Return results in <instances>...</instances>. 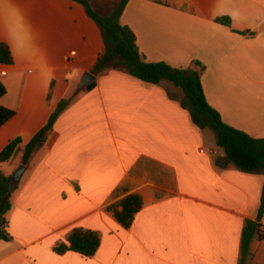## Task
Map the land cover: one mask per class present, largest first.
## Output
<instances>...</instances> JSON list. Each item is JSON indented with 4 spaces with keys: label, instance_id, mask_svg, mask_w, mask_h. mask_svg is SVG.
<instances>
[{
    "label": "crops",
    "instance_id": "0c3cea01",
    "mask_svg": "<svg viewBox=\"0 0 264 264\" xmlns=\"http://www.w3.org/2000/svg\"><path fill=\"white\" fill-rule=\"evenodd\" d=\"M87 1L108 16L120 0ZM224 16L230 26L216 21ZM120 22L146 61H199L210 106L228 125L264 137V0H129ZM101 33L74 0H0V42L13 58L0 63V104L15 111L0 127V150L22 139L1 173H14L24 144L69 99L9 194L11 239H0V264H238L264 172L223 164L224 150L205 143L206 129L169 81L92 73L105 48ZM85 72L95 75L89 89L79 87ZM129 193L143 204L124 228L106 206ZM260 222L264 235V212ZM75 226L99 232L92 257L52 250ZM246 264H264L258 234Z\"/></svg>",
    "mask_w": 264,
    "mask_h": 264
},
{
    "label": "trees",
    "instance_id": "16d2710c",
    "mask_svg": "<svg viewBox=\"0 0 264 264\" xmlns=\"http://www.w3.org/2000/svg\"><path fill=\"white\" fill-rule=\"evenodd\" d=\"M84 5L90 18L96 21L103 33L104 51L92 66L95 75L110 69L124 70L130 75L151 84L169 81L182 91L180 105L187 109L192 121L200 129H211L215 133L216 143L224 150V163L230 162L242 171L264 172V137H252L248 133L225 123L219 112L207 102L204 95L201 71L204 66L197 60V68L174 67L165 61H146L139 51L136 35L127 25L120 22L124 8L129 0H120L114 11L108 16L96 13L87 0H74ZM216 21L230 26L229 17H217ZM12 54L8 45L0 42V63L11 64ZM95 82L87 85L91 88ZM6 93V87L0 80V98ZM69 99H62L48 117L46 123L24 144L21 162L27 164L35 149L45 140L59 113L68 105ZM15 111L0 104V127L14 115ZM22 143L21 137L10 139L0 150V162L9 160ZM8 176L0 172V239L10 240L7 230V211L11 207L9 196H5ZM142 198L137 193H129L106 206L116 221L124 228H129L135 214L141 209ZM264 212V184L261 190L257 220L246 219L241 232V256L238 264H246L249 257L250 242L255 235L264 238L260 233L261 216ZM100 245L98 231L75 226L63 239L55 241L52 250L56 254L74 251L85 257H92Z\"/></svg>",
    "mask_w": 264,
    "mask_h": 264
},
{
    "label": "water",
    "instance_id": "95a60500",
    "mask_svg": "<svg viewBox=\"0 0 264 264\" xmlns=\"http://www.w3.org/2000/svg\"><path fill=\"white\" fill-rule=\"evenodd\" d=\"M94 80H95V75H93L90 72H85L79 82V87L82 88ZM24 168L25 166L23 164L19 165L18 168H16V170L14 171V173L8 178L5 196L8 197L11 191L14 189V187L18 184V181L22 175Z\"/></svg>",
    "mask_w": 264,
    "mask_h": 264
},
{
    "label": "rangeland",
    "instance_id": "374dc122",
    "mask_svg": "<svg viewBox=\"0 0 264 264\" xmlns=\"http://www.w3.org/2000/svg\"><path fill=\"white\" fill-rule=\"evenodd\" d=\"M101 34H102V37H103V33H101ZM66 99H68V98H66ZM205 133L207 134V137L205 138V143L208 144V145H210V144L216 145V143H215V141H216L215 133L211 129H206ZM0 166H3L4 170L8 168L7 163H0Z\"/></svg>",
    "mask_w": 264,
    "mask_h": 264
}]
</instances>
